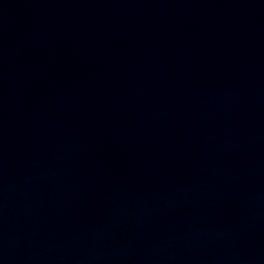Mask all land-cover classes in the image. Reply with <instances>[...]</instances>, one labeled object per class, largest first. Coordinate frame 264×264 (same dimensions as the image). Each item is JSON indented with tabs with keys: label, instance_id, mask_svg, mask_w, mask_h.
<instances>
[{
	"label": "water",
	"instance_id": "1",
	"mask_svg": "<svg viewBox=\"0 0 264 264\" xmlns=\"http://www.w3.org/2000/svg\"><path fill=\"white\" fill-rule=\"evenodd\" d=\"M0 264H264V0H0Z\"/></svg>",
	"mask_w": 264,
	"mask_h": 264
}]
</instances>
